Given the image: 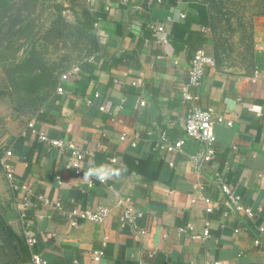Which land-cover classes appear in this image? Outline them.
<instances>
[{
  "label": "crops",
  "instance_id": "0c3cea01",
  "mask_svg": "<svg viewBox=\"0 0 264 264\" xmlns=\"http://www.w3.org/2000/svg\"><path fill=\"white\" fill-rule=\"evenodd\" d=\"M88 5L99 49L58 83L64 95L54 91L34 116L40 131L90 153L82 159L80 175L66 169L69 150L40 143L26 121L4 146L12 151L14 183L30 191L27 220L37 239L33 250L46 264H264V232L258 230L264 229V177H258L264 173V17L254 21L252 49L238 68L219 60L203 3L90 0ZM151 25L163 27L166 44L154 42ZM197 50L211 56L215 66L206 68L192 91L198 99L185 102L181 90ZM95 92L99 98L87 107L81 100ZM193 105L212 108L232 124H214L216 156L200 169L190 156L201 146L184 136V117ZM161 133L171 142L183 141L180 151L158 150ZM93 163L110 165L118 174L104 182L83 178ZM216 172L254 212L252 218L224 204L213 182ZM24 194L10 191L7 200L0 199V213L21 244L18 214ZM201 197L211 200L212 213L205 212ZM44 200L60 201L63 210ZM99 206L110 210L103 224L70 226L67 215L73 208ZM124 208L142 214L136 227L144 235L119 228ZM205 221L210 236L204 241L177 232L189 224L200 234ZM95 251L102 252L98 262Z\"/></svg>",
  "mask_w": 264,
  "mask_h": 264
},
{
  "label": "built area",
  "instance_id": "2783aa9c",
  "mask_svg": "<svg viewBox=\"0 0 264 264\" xmlns=\"http://www.w3.org/2000/svg\"><path fill=\"white\" fill-rule=\"evenodd\" d=\"M124 1L128 2L130 0H124ZM160 1L161 0H157V2ZM86 2L89 4L90 0H86ZM149 2L152 3V0H149ZM149 30L151 31V35L155 43L161 45L167 43V39L163 35L164 33L163 27L158 25H151L149 27ZM214 66H215L214 59L211 56L207 55L204 51L197 50L194 52L192 59L190 60V66L188 70V82L182 87L181 90L182 97L185 102H193L198 99L197 96H195L192 91L196 90L199 87L206 68L208 67L211 68ZM77 71L78 68L74 67L67 73L62 74L59 77L58 83L62 81H67L68 77H70L72 74H75ZM131 84L135 86L138 83L132 82ZM55 94L58 96L64 95V90L60 84H57V87L55 89ZM99 96H100L99 93L95 92L90 98H84L81 101L87 107H89L94 105L95 100L99 98ZM78 101L80 102V100ZM141 105H144V102H141ZM98 110L100 112L107 113L110 116L112 115L111 112H109L104 106H99ZM36 123L37 120L35 117L29 120L27 124V128L29 129L30 133L34 135L36 139L42 144H46L52 148H57L60 150L67 148L70 153V162L68 165H66V169H70L76 175H80L82 159L85 156L90 155V153H86L80 147L76 146L74 143L65 141L61 138L51 137L47 135L45 132L40 131L36 127ZM214 124H224L227 126L232 125L230 121H225V119L221 115L217 114L212 108H201L197 105H193L190 109H188L184 117L185 138L187 140L194 141L201 146L200 153L190 156L191 162L194 165L195 169H200L204 164L212 162L215 159L216 136L214 133ZM120 137L122 140L127 139L125 134H122ZM130 145L131 147H135L136 145L135 141H131ZM182 145H183V141L178 140L171 142L166 137L165 133H161L157 141L156 148L160 151L165 152L166 154H170L176 151H180ZM0 151H1L0 167L4 172L10 190L14 193L20 191L25 193L22 202L20 203L18 218H19L21 233L24 238V242L30 253L31 263L46 264V261L43 260V258L33 250L34 246L37 243V239L35 235L31 232L30 223L27 220V211L29 207V200L27 198V195L29 194L30 191L26 185H18L14 183L15 175L11 162L12 151L4 148L1 149ZM110 162L116 163L117 159L111 158ZM170 165L172 164L170 163ZM258 177H264V173L258 174ZM56 179H59V177H56ZM213 182L219 187L223 195L224 204H226L231 211L243 212L245 215L251 218L254 216V212L250 208L244 207L242 205L240 195L234 189H232V187L229 184L226 183L224 178L219 173L216 172L214 174ZM201 200L205 204V212L207 214L212 213L213 205L211 200L207 197H201ZM44 203L57 210H63V206L60 201L52 203L48 200H44ZM109 212H110L109 208L104 206H99L94 210L73 208L71 211H69L67 216L69 218L70 226L75 228L78 226L79 222L81 221H88L94 224H103L108 218ZM224 215H226V213H224ZM141 217L142 214L140 212H134L132 208H124L119 216V228L124 229L125 227H130L137 230L136 221ZM258 230L260 233L264 232V229L261 227ZM137 232L141 236L146 233L145 230H137ZM177 232L179 234L187 235L191 239L202 240V241L208 239L210 236L208 221H205L204 228L202 229V232L200 234L193 233V227L189 224L177 228ZM254 244L259 245V241L255 240ZM102 245L105 246V241L103 242ZM101 256H102V252L100 251H95L92 254L93 260L95 262H98ZM152 256L153 253H150L149 257L151 258Z\"/></svg>",
  "mask_w": 264,
  "mask_h": 264
},
{
  "label": "trees",
  "instance_id": "16d2710c",
  "mask_svg": "<svg viewBox=\"0 0 264 264\" xmlns=\"http://www.w3.org/2000/svg\"><path fill=\"white\" fill-rule=\"evenodd\" d=\"M46 1L0 0V53L5 54L20 40L22 43L15 53L20 46H26L21 58H14L15 55L11 58L14 63L10 62L5 72L10 96L20 110L33 109L43 103L55 91L59 77L70 68L67 65L71 61L80 60L82 63L99 49L95 20L88 4L81 9L80 18L76 19L75 24L68 23L62 16L61 6L54 4L49 13L52 21L40 34L36 30L35 19L31 18L35 12L43 9ZM259 14L264 15V10L260 9ZM16 26L19 27L15 29ZM60 50L75 55L67 52L59 58ZM1 59L4 60L0 56ZM0 237L11 248V259L7 264L31 263L23 236L24 244H21L1 213ZM24 255L29 258L28 262L21 260Z\"/></svg>",
  "mask_w": 264,
  "mask_h": 264
},
{
  "label": "rangeland",
  "instance_id": "374dc122",
  "mask_svg": "<svg viewBox=\"0 0 264 264\" xmlns=\"http://www.w3.org/2000/svg\"><path fill=\"white\" fill-rule=\"evenodd\" d=\"M193 2H199L206 5L210 13L211 21V33L215 38V42L219 45V60H222L226 66L242 67L244 65V53H249L252 49L253 38V26L254 21L257 18L264 17L260 15V9L264 10V0H191ZM54 4L61 6V13L64 19L68 23L75 24L76 19L80 18L81 9L88 4L86 0H47L43 9L35 12L31 19H35L36 30L40 31V34L46 31L52 19L49 16ZM18 6H15V8ZM73 10H76L73 12ZM6 19V18H5ZM19 26H16L17 29ZM17 39V37L15 38ZM21 40L13 46L5 54L0 53V150L4 148L7 143L6 140L14 135L15 127L22 122H29L34 118L35 113L40 106L36 105V108L20 110L15 101L10 96L7 83L5 81V72L10 62L14 63L11 58L14 56L21 58L26 46L19 47V50L15 53ZM4 43H2L3 45ZM1 49V48H0ZM60 50L58 57L60 58L68 52ZM48 55L47 57H49ZM74 57V56H73ZM86 60V59H85ZM84 60V61H85ZM249 60V59H247ZM80 60H73L67 66L68 70H64L67 73L72 68L80 65ZM28 124V123H27ZM1 153V151H0ZM3 179V180H2ZM5 181V184L4 182ZM7 183V184H6ZM9 184L6 180L3 170L0 167V199H8L10 192ZM7 197V198H6ZM2 204L0 202V208ZM26 262H28L27 256H22ZM11 259V248L5 242L1 241L0 237V264H7Z\"/></svg>",
  "mask_w": 264,
  "mask_h": 264
},
{
  "label": "clouds",
  "instance_id": "9594fccd",
  "mask_svg": "<svg viewBox=\"0 0 264 264\" xmlns=\"http://www.w3.org/2000/svg\"><path fill=\"white\" fill-rule=\"evenodd\" d=\"M116 174L118 173L114 169H112L110 165H96L95 163H93V165L89 167L85 173H83V178H95L97 180H100L101 182H104L112 178V176Z\"/></svg>",
  "mask_w": 264,
  "mask_h": 264
}]
</instances>
